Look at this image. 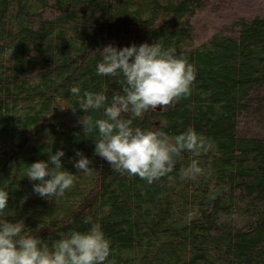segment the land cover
Returning <instances> with one entry per match:
<instances>
[{"label":"trees","instance_id":"16d2710c","mask_svg":"<svg viewBox=\"0 0 264 264\" xmlns=\"http://www.w3.org/2000/svg\"><path fill=\"white\" fill-rule=\"evenodd\" d=\"M207 0H0V187L4 215L51 244L97 219L111 240L112 264H264V14L238 16L227 30L192 41V19ZM159 39L196 68L191 94L150 109L134 124L175 136L194 128L208 146L184 151L148 183L115 171L84 134L70 92L112 93L98 74L100 49ZM93 116L102 109L89 110ZM128 116L129 113H123ZM63 148L75 182L41 197L27 164ZM80 149L92 160L78 171ZM202 172L181 175L192 159Z\"/></svg>","mask_w":264,"mask_h":264},{"label":"clouds","instance_id":"9594fccd","mask_svg":"<svg viewBox=\"0 0 264 264\" xmlns=\"http://www.w3.org/2000/svg\"><path fill=\"white\" fill-rule=\"evenodd\" d=\"M100 56L95 71L115 77L120 85L110 102L104 90L85 89L81 94L80 85L70 88L78 98L71 106L73 112L83 110L78 122L85 136L96 133L92 138L95 154L106 159L115 171L138 175L152 183L174 168L182 152L190 151L195 157L205 150L208 142L194 128L173 137L162 128L134 124V118H142L150 109L172 105L191 94L196 68L175 47H166L159 39L122 46L109 42L100 49ZM90 109H102L103 115L93 116ZM64 154L63 148L50 150L47 159L27 164L25 176L36 181L33 191L45 199L62 196L75 182V172L62 166ZM70 159L78 171L92 168L91 158L80 149ZM201 172L194 158L181 175L195 177ZM8 205L9 191L0 187V264H112L111 240L92 215L84 217L86 229L71 228L49 244L40 235L28 232L23 218H7L4 211Z\"/></svg>","mask_w":264,"mask_h":264},{"label":"rangeland","instance_id":"374dc122","mask_svg":"<svg viewBox=\"0 0 264 264\" xmlns=\"http://www.w3.org/2000/svg\"><path fill=\"white\" fill-rule=\"evenodd\" d=\"M264 14V0H207L204 10L192 19V41L197 43L215 30H227L238 16Z\"/></svg>","mask_w":264,"mask_h":264}]
</instances>
